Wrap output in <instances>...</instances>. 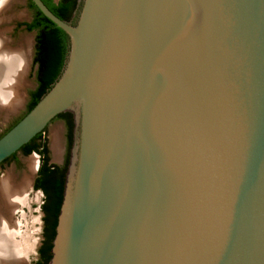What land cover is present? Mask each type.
<instances>
[{"label":"water","instance_id":"1","mask_svg":"<svg viewBox=\"0 0 264 264\" xmlns=\"http://www.w3.org/2000/svg\"><path fill=\"white\" fill-rule=\"evenodd\" d=\"M31 1L68 50L0 163L71 114L48 264H264V0Z\"/></svg>","mask_w":264,"mask_h":264},{"label":"rangeland","instance_id":"2","mask_svg":"<svg viewBox=\"0 0 264 264\" xmlns=\"http://www.w3.org/2000/svg\"><path fill=\"white\" fill-rule=\"evenodd\" d=\"M0 8L1 46L3 45L7 50L12 52L21 49L22 51H27L29 49L27 52V66L22 76L23 81L18 90L21 99L20 103L13 109L0 105L1 137L14 123L26 114L30 103V93L35 90L37 85V66L33 61L36 32L28 31L23 26L24 23L31 21L33 18V10L29 6V1L5 0ZM26 38L29 39L28 47L25 43ZM56 132L59 136L61 149L60 154L55 157L52 151V141L53 135ZM66 134L67 127L63 118H54L42 132L41 137L47 147L48 161L53 164H60L67 154ZM30 160L34 161V170L32 172L28 169V162ZM40 164L41 158L37 153L25 155L22 151H18L15 157L0 164V183L1 180L11 175L13 178L9 177H11L12 182L14 181L13 183L18 184L25 175H30V183L27 187L24 200L16 204V206L14 205L13 208L11 207V209L10 207L8 209L7 205H1L2 208L0 207L1 214L6 218L9 226L15 228L16 233L12 238V243L20 251V258L15 264H34L38 259V249L42 242L43 224L40 205L43 197L40 191L33 189L32 183L37 175ZM2 263L7 264L5 262Z\"/></svg>","mask_w":264,"mask_h":264},{"label":"trees","instance_id":"3","mask_svg":"<svg viewBox=\"0 0 264 264\" xmlns=\"http://www.w3.org/2000/svg\"><path fill=\"white\" fill-rule=\"evenodd\" d=\"M76 1L77 0H42L55 16L64 21H68L71 18L76 6ZM29 6L33 10V18L30 22L24 23L23 25L26 30L36 32L33 61L37 66V85L35 90L30 93V103L27 112L34 107L42 95L51 88L52 84L58 78L68 50V37L65 32L46 18L31 0H29ZM60 117L67 119L69 130H71L73 127L71 114L61 113L56 118ZM42 132L38 133L19 149V151H22L25 155L37 153L41 158V164L38 168L34 188L42 189L45 192V200L42 205V210L45 213L43 228L44 239L38 249L39 258L34 264L49 263L51 257L50 249L55 235V226L61 205L64 185V172L57 166L48 163L47 147L44 141H42Z\"/></svg>","mask_w":264,"mask_h":264},{"label":"bare ground","instance_id":"4","mask_svg":"<svg viewBox=\"0 0 264 264\" xmlns=\"http://www.w3.org/2000/svg\"><path fill=\"white\" fill-rule=\"evenodd\" d=\"M4 1L0 0V7ZM1 43L0 39V105L13 109L21 101L18 90L23 81L22 76L27 66V52L29 49L27 51H22L21 49L12 52L2 45L3 48ZM25 43L28 47V38H26ZM60 149L59 136L56 132L53 135L52 141V151L55 157L60 154ZM28 169L30 172L34 170L33 160L28 162ZM9 176L4 179L2 178L3 180L0 183V207L1 205H7L8 209L9 207L11 209V207L13 208L14 205L16 206V204L24 200L27 187L30 183V175H25L18 184L13 183L14 181L12 182L11 180L12 176ZM15 233V228L9 226L6 218H4L0 211V264H4L2 262L15 264L20 258L19 248L12 243Z\"/></svg>","mask_w":264,"mask_h":264},{"label":"flooded vegetation","instance_id":"5","mask_svg":"<svg viewBox=\"0 0 264 264\" xmlns=\"http://www.w3.org/2000/svg\"><path fill=\"white\" fill-rule=\"evenodd\" d=\"M29 1V0H28ZM55 1H57V0H55ZM71 19V18H70ZM69 19V20H70ZM30 22V21H29ZM28 23V22H27ZM60 118H63L64 119V123H65V125H66V127H67V134H66V145H67V154L64 156V158H63V161L60 163V164H53V163H51L50 161H48V163L49 164H52V165H55V166H57L61 171H63L64 172V178H65V172H66V168H67V164H68V159H69V147L71 146V142H72V129H73V127L71 128V130H69V126H68V121H67V119L66 118H64V117H60ZM71 121H72V123H73V120H72V118H71ZM17 153V152H16ZM16 153H14L13 155H11L10 157H8L6 160H8V159H10V158H12V157H15V155H16ZM5 160V161H6ZM3 163V162H2ZM1 164V163H0ZM39 168V167H38ZM37 172H38V170H37ZM37 176V175H36ZM35 179H36V177H35ZM35 179H34V181H33V183H32V187H33V189H35L34 188V182H35ZM36 191H40V193L42 194V197H43V200H42V203H41V205H40V210H41V212H42V224H43V228H44V216H45V213L43 212V210H42V205L44 204V200H45V192H44V190H42V189H35ZM43 228H42V241H43V239H44V235H43ZM41 244H42V242H41ZM41 246V245H40ZM38 258H39V254H38ZM38 260V259H37Z\"/></svg>","mask_w":264,"mask_h":264}]
</instances>
